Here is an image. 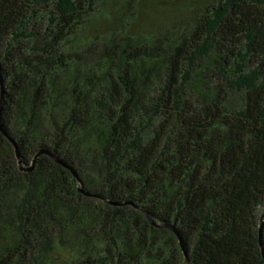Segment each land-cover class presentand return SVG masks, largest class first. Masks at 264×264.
Instances as JSON below:
<instances>
[{
	"label": "trees",
	"instance_id": "16d2710c",
	"mask_svg": "<svg viewBox=\"0 0 264 264\" xmlns=\"http://www.w3.org/2000/svg\"><path fill=\"white\" fill-rule=\"evenodd\" d=\"M168 1L0 0V264H264V0Z\"/></svg>",
	"mask_w": 264,
	"mask_h": 264
},
{
	"label": "rangeland",
	"instance_id": "374dc122",
	"mask_svg": "<svg viewBox=\"0 0 264 264\" xmlns=\"http://www.w3.org/2000/svg\"><path fill=\"white\" fill-rule=\"evenodd\" d=\"M169 2L168 0H141L142 14L139 21L140 25L142 27H155L165 22H170L174 13L170 11L172 8L169 6Z\"/></svg>",
	"mask_w": 264,
	"mask_h": 264
},
{
	"label": "water",
	"instance_id": "95a60500",
	"mask_svg": "<svg viewBox=\"0 0 264 264\" xmlns=\"http://www.w3.org/2000/svg\"><path fill=\"white\" fill-rule=\"evenodd\" d=\"M0 90H1V92H0V112H1L2 105H3V84H2L1 77H0ZM0 130H1L3 133H5V132L1 129V127H0ZM6 137L12 142V140L9 138V136H6ZM13 144H14V143H13ZM14 147H15V156H16V160H17V163H18L19 169H20L21 171H24V172H29V171H31L32 168H33V166H34V164H35L36 159H37L40 155H42V154H45V155L51 157L55 162L59 163L60 165H62V166H64V167H66L65 164H64L63 162H61L59 159H57V158H56L53 154H51L50 152H46V151H39V152L34 156V159H33V161H32L31 166H30V167H24V166L22 165L21 157H20V154H19V152H18L17 147H16L15 144H14ZM71 171H72V170H71ZM72 173H73V175H75L74 171H72ZM79 191H80L81 193H83L84 195H86V196L97 197V196H95L94 194H92V193H90V192H87V191L82 190V188H80ZM104 201L107 202V203H109V204H111V205H118V204L111 203L110 201H107V200H104ZM133 207L136 208V209H139V208H137V206H135V205H133ZM145 213H146V212H145ZM146 215H147L148 219L150 220V216H149L148 214H146ZM152 224H153V223H152ZM263 225H264V214H262L261 217H260V225H259V230H258V235H259V247H260V249H261L262 257H263V259H264V249H263V244H262V230H263ZM164 227H166L167 229L171 230L173 233H175V234L178 236L176 230H175L173 227H171L170 225H164ZM184 257H185L186 264H189L185 252H184Z\"/></svg>",
	"mask_w": 264,
	"mask_h": 264
}]
</instances>
